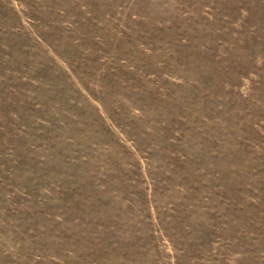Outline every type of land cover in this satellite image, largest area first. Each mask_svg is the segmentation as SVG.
I'll return each instance as SVG.
<instances>
[{
    "label": "rangeland",
    "instance_id": "rangeland-1",
    "mask_svg": "<svg viewBox=\"0 0 264 264\" xmlns=\"http://www.w3.org/2000/svg\"><path fill=\"white\" fill-rule=\"evenodd\" d=\"M0 264H264V0H0Z\"/></svg>",
    "mask_w": 264,
    "mask_h": 264
}]
</instances>
